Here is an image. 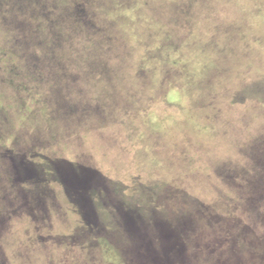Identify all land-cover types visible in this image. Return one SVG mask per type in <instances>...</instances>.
I'll return each mask as SVG.
<instances>
[{"label":"rangeland","instance_id":"obj_1","mask_svg":"<svg viewBox=\"0 0 264 264\" xmlns=\"http://www.w3.org/2000/svg\"><path fill=\"white\" fill-rule=\"evenodd\" d=\"M0 264H264V0H0Z\"/></svg>","mask_w":264,"mask_h":264}]
</instances>
